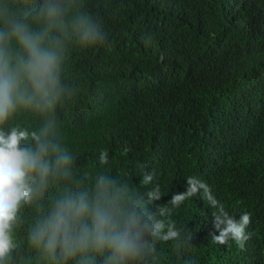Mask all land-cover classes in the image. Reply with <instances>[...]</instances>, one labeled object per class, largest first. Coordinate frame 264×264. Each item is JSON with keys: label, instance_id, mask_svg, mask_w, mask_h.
<instances>
[{"label": "trees", "instance_id": "1", "mask_svg": "<svg viewBox=\"0 0 264 264\" xmlns=\"http://www.w3.org/2000/svg\"><path fill=\"white\" fill-rule=\"evenodd\" d=\"M85 3L103 17L109 44L70 53L67 75L82 92L59 118L79 167L134 188L154 172L162 196L151 211L186 191L185 178L199 177L236 219L251 212L254 235L244 251L234 241L214 243L215 209L196 195L172 213L195 233L194 264H264V0ZM146 31L155 33L147 49ZM101 149L108 165L98 163ZM32 218L25 213V228ZM19 243L13 264H38L23 229ZM158 249L162 264H174L170 242Z\"/></svg>", "mask_w": 264, "mask_h": 264}, {"label": "clouds", "instance_id": "2", "mask_svg": "<svg viewBox=\"0 0 264 264\" xmlns=\"http://www.w3.org/2000/svg\"><path fill=\"white\" fill-rule=\"evenodd\" d=\"M140 39L147 49L155 33ZM108 44L103 17L85 0H0V264H13L22 229L38 264H162L161 242L171 243L174 264H194L195 233L178 227L172 213L196 195L215 209L213 242L246 250L251 212L236 219L197 176L151 211L162 196L154 172L134 188L118 175L79 167L59 118L82 92L67 75L70 53ZM25 116L39 123L32 127ZM97 160L108 165L109 150Z\"/></svg>", "mask_w": 264, "mask_h": 264}]
</instances>
